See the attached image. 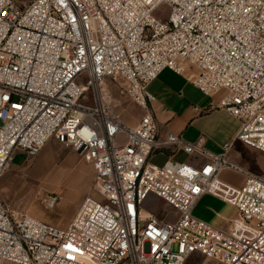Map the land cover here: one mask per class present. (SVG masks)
Wrapping results in <instances>:
<instances>
[{
	"label": "built area",
	"instance_id": "1",
	"mask_svg": "<svg viewBox=\"0 0 264 264\" xmlns=\"http://www.w3.org/2000/svg\"><path fill=\"white\" fill-rule=\"evenodd\" d=\"M189 66L205 95L226 91L217 107L239 119L235 140L264 152V0H0V177L18 150L53 139L93 164L99 186L66 229L0 195V264H264V176L229 157L232 143L216 154L174 131L159 140L148 85ZM110 78L143 109L137 124L106 98ZM162 145L205 161L152 164ZM207 193L239 216L219 227L194 215ZM151 196L178 215L146 210Z\"/></svg>",
	"mask_w": 264,
	"mask_h": 264
},
{
	"label": "rangeland",
	"instance_id": "2",
	"mask_svg": "<svg viewBox=\"0 0 264 264\" xmlns=\"http://www.w3.org/2000/svg\"><path fill=\"white\" fill-rule=\"evenodd\" d=\"M30 1L32 0H15L20 7ZM168 11V7L162 5L157 13L159 15L166 14ZM107 81L104 90L105 96L124 120L128 123L135 117L140 118L142 109L123 92V83H118L112 78ZM198 93L203 95L199 90ZM202 109L203 111L208 110L204 107ZM232 148L233 146L228 155L232 160L231 155L233 153L237 155L234 162L251 172L264 176V152ZM86 165L91 166L92 163L72 149L55 143L53 140H49L35 155L18 150L13 162L0 177V195L5 203L15 211L29 214L50 225L66 229L69 223L63 224L69 217H72L82 195L86 193V196L89 194L94 197L99 196V186L89 175ZM225 171V176H221V178L238 187L244 184L246 178L243 174L232 170ZM55 195L59 196L58 202L54 207H48L46 200ZM206 204L213 205L221 213L223 219L218 217L211 219L205 209ZM145 208L149 211L166 213L170 218H175L174 216L178 215L170 205L153 196L146 201ZM194 215L210 219L219 225H222L226 217L233 219L239 216L233 206L208 193L203 195L200 204L194 210ZM196 259L199 264H215L213 259L202 256L197 258V255L196 257L192 256L185 264H195Z\"/></svg>",
	"mask_w": 264,
	"mask_h": 264
},
{
	"label": "crops",
	"instance_id": "3",
	"mask_svg": "<svg viewBox=\"0 0 264 264\" xmlns=\"http://www.w3.org/2000/svg\"><path fill=\"white\" fill-rule=\"evenodd\" d=\"M197 71V67L189 66L186 73L179 74L170 68H166L148 85V90L155 97V100L151 103V107L159 125V140H163L169 131H174L188 142L195 143L203 139L204 148L216 154L222 153L227 143H232L233 148L236 147L242 151H245V149L258 150L239 140H235L240 128L239 119L225 109L217 107L226 91L217 92L212 96L205 95L192 82V78ZM198 90L203 94L202 96L198 93ZM202 107L208 110L203 111ZM143 112L142 109V114ZM139 119L135 117L128 124L135 125ZM54 142L57 143L56 141ZM236 156L235 153L231 155L234 161L237 158ZM149 160L152 164L156 165H163L167 161L188 162L193 165H200L205 161L203 156L188 154L176 145H162L158 147ZM86 166L89 175L95 181V168L93 164ZM93 172L94 174H92ZM225 172L222 173V177L225 176ZM222 179L228 182L224 178ZM85 197L86 193L82 195L76 204L72 217H69L63 225L70 224ZM202 198L203 196L197 202L194 210L197 209ZM205 209L208 211L211 219L214 217L223 219L221 213L213 205L206 204ZM201 219L219 227H226L231 218H224L225 221L222 225L214 223L210 219Z\"/></svg>",
	"mask_w": 264,
	"mask_h": 264
}]
</instances>
